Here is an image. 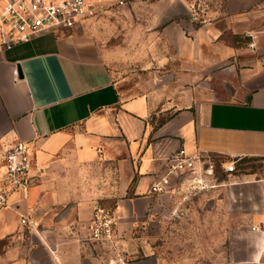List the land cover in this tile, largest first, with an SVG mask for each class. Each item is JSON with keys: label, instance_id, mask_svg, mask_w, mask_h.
<instances>
[{"label": "crops", "instance_id": "crops-1", "mask_svg": "<svg viewBox=\"0 0 264 264\" xmlns=\"http://www.w3.org/2000/svg\"><path fill=\"white\" fill-rule=\"evenodd\" d=\"M240 2L259 24L264 0ZM82 22L0 52V150L20 139L34 158L29 190L0 209V264H120L112 253L147 252L133 229L161 210L168 195L151 186L173 152L264 159V63L234 69L232 98L191 100L154 128V99L120 92ZM242 175L231 190L251 184ZM96 205L113 207L112 247L89 239ZM22 216L38 224L31 234ZM155 255L136 264H162Z\"/></svg>", "mask_w": 264, "mask_h": 264}, {"label": "rangeland", "instance_id": "rangeland-1", "mask_svg": "<svg viewBox=\"0 0 264 264\" xmlns=\"http://www.w3.org/2000/svg\"><path fill=\"white\" fill-rule=\"evenodd\" d=\"M89 2L93 13L83 19V32L96 43L120 92L154 99V128L191 100L232 98V88L224 85L236 81L234 69L264 63V42L256 38L264 34V15L259 24L252 18L250 28L238 12L240 0ZM202 161L213 166L216 187L164 193L156 216L133 229L149 245L147 252L121 258L112 253L115 260L146 263L155 253L162 264H264V159L203 155ZM233 163L235 171L227 172ZM240 174L251 184L231 190Z\"/></svg>", "mask_w": 264, "mask_h": 264}, {"label": "built area", "instance_id": "built-area-1", "mask_svg": "<svg viewBox=\"0 0 264 264\" xmlns=\"http://www.w3.org/2000/svg\"><path fill=\"white\" fill-rule=\"evenodd\" d=\"M126 5L130 0H115ZM93 13L89 0H0V52L28 43L38 34L69 30ZM203 155H189L184 148L173 152L165 161L160 177L151 191L164 194L170 189L188 187L204 191L216 187L213 166L202 161ZM34 158L29 142L17 139L0 150V209L6 208L10 197L25 193L33 182ZM234 172V163L225 167ZM213 175V176H212ZM175 182V184H174ZM114 217L102 205H96L89 223V239L111 247L114 244ZM21 224L30 232L37 227L31 217H21ZM260 231V227H254Z\"/></svg>", "mask_w": 264, "mask_h": 264}, {"label": "water", "instance_id": "water-1", "mask_svg": "<svg viewBox=\"0 0 264 264\" xmlns=\"http://www.w3.org/2000/svg\"><path fill=\"white\" fill-rule=\"evenodd\" d=\"M19 75L21 76V71H19ZM235 77H236V75H235ZM237 80V79H236ZM230 82H232V81H230ZM235 84H234V86L236 87V88H238V85L236 84L237 83V81H233ZM231 85V84H230Z\"/></svg>", "mask_w": 264, "mask_h": 264}]
</instances>
